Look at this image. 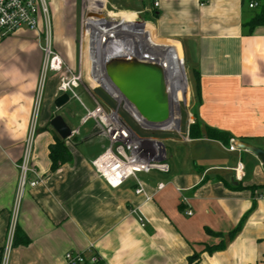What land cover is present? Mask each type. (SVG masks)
Masks as SVG:
<instances>
[{
	"label": "crops",
	"instance_id": "1",
	"mask_svg": "<svg viewBox=\"0 0 264 264\" xmlns=\"http://www.w3.org/2000/svg\"><path fill=\"white\" fill-rule=\"evenodd\" d=\"M91 1L99 7L84 19L83 0H50L52 47L65 69L46 74L39 100L42 37L20 29L0 43V264H64L66 252L96 254L100 264H187L193 253L200 255L198 264H264V170L248 151L230 149L237 141L264 152V24L251 33L246 27L264 9V0ZM251 2L259 7L250 9ZM106 8L133 16L157 51L176 52L179 83L186 73L190 104L184 128L180 119L179 131L162 140L169 172L138 175L151 197L147 202L134 194L133 180L112 189L90 165L108 140L93 121L82 124V119L95 103L114 108L89 85L97 80L93 63L96 67L102 56L100 32L111 24L100 17ZM71 75L81 77L76 97L56 109L60 78ZM56 116L74 135L64 141L70 162L51 171L48 148L61 140L50 126ZM33 120L29 167L41 183L18 196L17 165ZM195 122L202 137L191 139ZM205 127L228 134L229 143L207 139ZM238 163L241 181L234 178ZM34 179L27 175L29 182ZM159 184L164 187L157 191ZM138 215L145 219L143 227ZM16 232L29 243L13 245ZM220 242L223 249L206 252Z\"/></svg>",
	"mask_w": 264,
	"mask_h": 264
},
{
	"label": "built area",
	"instance_id": "2",
	"mask_svg": "<svg viewBox=\"0 0 264 264\" xmlns=\"http://www.w3.org/2000/svg\"><path fill=\"white\" fill-rule=\"evenodd\" d=\"M49 2L50 0H0V43L20 29L37 32L39 37L43 38L44 42L41 48L43 63L40 72L38 100L46 74L48 72L61 73L65 69L63 60L52 47ZM154 7H157V3L154 4ZM258 7L257 2L249 3L250 9ZM40 26H42V29H40ZM81 83L80 76H62L58 91L67 94L69 98L70 96L74 98L76 97L74 90ZM167 90L170 97L168 82ZM111 98L115 102L114 108L106 110L102 104L95 103V107L91 111H87L82 119V124L93 121L100 134L108 140V147L100 156L91 161V168L112 189L119 188L127 181L133 180L136 183L134 194L143 196L146 202L150 201L151 197L145 194L138 180V175L151 172L167 174L169 172L165 146L162 140L155 138L154 135L176 131L177 125H174L171 129L167 128L171 120V114L175 113L172 110V102L169 121L162 126L150 127L116 94H113ZM121 103H123L124 111L129 114L141 132L130 126L121 116ZM181 107L182 104L177 106V124L180 123L181 119ZM72 134L74 135V132ZM33 135L34 120L26 143L25 153L21 162L17 165L20 171L18 196L26 186L35 187L41 183V178L29 167ZM233 148V146L230 147V149ZM233 171L235 180L241 181L243 178L242 164L238 163ZM29 173L35 176V179L30 182L27 180ZM163 187V184H159L157 191L162 190ZM185 214L190 216L191 212L187 211ZM137 219L140 226L143 227L145 219L141 215H138ZM63 262L64 264H100L101 259L96 254H90L86 257L84 253L66 252L63 256Z\"/></svg>",
	"mask_w": 264,
	"mask_h": 264
},
{
	"label": "water",
	"instance_id": "3",
	"mask_svg": "<svg viewBox=\"0 0 264 264\" xmlns=\"http://www.w3.org/2000/svg\"><path fill=\"white\" fill-rule=\"evenodd\" d=\"M107 30L111 24L107 23ZM143 28V25L140 26ZM114 51L104 55L100 62L104 83H96L110 97L119 96L150 127L165 125L170 118L171 103L167 90V78L163 64L143 58L123 42H117ZM163 48V47H160ZM95 65L93 63V70ZM70 101L67 94L60 95L54 102L56 109ZM177 124L176 131L180 129ZM51 128L62 141L69 140L73 134L62 118L54 117ZM232 146L246 150L256 157L264 170V152L250 145L233 141Z\"/></svg>",
	"mask_w": 264,
	"mask_h": 264
},
{
	"label": "bare ground",
	"instance_id": "4",
	"mask_svg": "<svg viewBox=\"0 0 264 264\" xmlns=\"http://www.w3.org/2000/svg\"><path fill=\"white\" fill-rule=\"evenodd\" d=\"M93 16H95V15H93ZM98 19H99V17H98ZM105 25H107V23H105ZM131 25H133V26H127L125 24H122V25L117 26L116 28L106 30V31L105 30L101 31V36L99 37V40H100L99 53L102 56L97 61V64L95 67L96 74H97L96 75L97 81L99 83H104L105 85H107L105 82V79L103 78V76L101 74L102 72H101V68H100V62H101V60L104 59L105 54H109L111 51L112 52L114 51L115 46L117 45L116 43L120 42V41H118L119 37L128 36L129 38L131 37L132 39H130V40L129 39L127 40V38L125 40L123 39L125 41L124 43L126 44V46L134 49V51L139 53L143 58H145L147 60L151 59L149 61H155V62H159V63L163 64V68H164L166 78H167V82H168V87L170 90V95H171L170 98L172 99L170 101V103L172 102V106H175V107L179 106L177 92H176V85L174 83L175 71H174L172 56L169 54L168 50L162 49V50L157 51L156 49L151 47L149 44V41L147 40L148 36H146V34L142 31L140 26L137 23L131 24ZM120 30L122 32H120ZM119 99H120V97H119ZM176 102L178 103V105ZM172 110H174V107ZM171 120H170L169 125H167V128H169V129L173 128L174 125L175 126L177 125L178 113L177 114H175V113L171 114Z\"/></svg>",
	"mask_w": 264,
	"mask_h": 264
},
{
	"label": "rangeland",
	"instance_id": "5",
	"mask_svg": "<svg viewBox=\"0 0 264 264\" xmlns=\"http://www.w3.org/2000/svg\"><path fill=\"white\" fill-rule=\"evenodd\" d=\"M83 6H84V8H83V10H84V19H86V13H87V11H88V13L89 14H93L94 12H95V10L99 7V4H97V3H95V2H92L91 0H83ZM100 17L102 16L103 18H105L107 21H109V22H111V26H110V28H109V30L110 29H113V28H116V26H114V23H118V22H121V21H123V24H125V23H136V21L134 20V18H133V16H131V15H125V16H121L119 13H115L114 11H109L108 10V8H106L105 10H103V9H101V11H100ZM123 18V19H122ZM104 19V20H105ZM88 20H95V18H92V17H89L88 19H87V21ZM99 20V21H98ZM98 20H95V22L97 21V22H102L103 20L101 19H98ZM105 20V21H106ZM106 21V22H107ZM113 23V24H112ZM88 28H87V26H85V24H84V36H85V38H86V30H87ZM100 29V28H99ZM103 30V29H102ZM101 30V31H102ZM88 31H89V29H88ZM120 32H122L121 30H120ZM125 32V31H124ZM119 34V33H118ZM117 34V35H118ZM124 34V33H123ZM126 34V33H125ZM100 36H101V32H100ZM94 38V37H93ZM120 39H126V38H123V37H119ZM89 39V38H88ZM87 38L85 39V41H84V44H85V52H86V56L88 57V54H89V52H88V47L87 46H89L88 45V42H87V40H88ZM44 41H43V38H42V43H43ZM98 42H99V39H98ZM150 43L151 44H153L154 46H156V47H161L162 45L160 44V43H158L157 41H155L154 39H151L150 40ZM87 45V46H86ZM151 46V45H150ZM151 47H153V46H151ZM175 51H170V55L172 56V58H173V64L175 63V68H176V62H175ZM92 61V60H91ZM187 71V70H186ZM96 74V73H95ZM184 75L186 76V73L184 72ZM184 75L183 76H181L180 77V80H181V82L179 83V80H178V76H176L175 75V81H174V83H175V85L178 87V86H180V88H179V91H178V102H179V104H182L183 106L181 107V128L183 129L184 128V125H185V122H186V116H187V108L189 107V102H187L188 101V99H187V91H186V88H185V82H184ZM187 79H188V84H189V86L191 87V90H192V92H193V86H194V83H193V81H192V79H191V76H190V74L188 73V71H187ZM88 83V82H87ZM86 85V84H85ZM89 85H92L93 87L95 86V87H97L98 89H100V91H98V93L100 94V96H102L103 98H105V99H107V101H109V103L111 104V105H114V107H115V102L112 100V98H110V96L104 91V90H102L99 86H98V84L96 83V82H92V81H90L89 82ZM187 102V103H186ZM184 103V104H183ZM174 107V112H175V114H177V107H175V106H173ZM120 108H121V116L124 118V120L130 125V126H132L134 129H136L138 132H141L140 130H139V128L136 126V124L132 121V119H131V117L129 116V114L126 112V111H124V107H123V103H121V106H120ZM176 133V131H173V132H166V133H158V134H155L154 135V137L155 138H158V139H161V140H163L166 136H169V135H173V134H175ZM173 137V136H172ZM164 142H166V141H164ZM168 147H170L171 148V145L169 144L168 145Z\"/></svg>",
	"mask_w": 264,
	"mask_h": 264
},
{
	"label": "trees",
	"instance_id": "6",
	"mask_svg": "<svg viewBox=\"0 0 264 264\" xmlns=\"http://www.w3.org/2000/svg\"><path fill=\"white\" fill-rule=\"evenodd\" d=\"M263 24H264V9H261L260 12L246 25V27L248 28L249 33H251L255 28ZM204 135L209 140L218 141L226 145L229 143L231 139L228 134L210 129L208 127L204 128ZM201 137H202V132L200 129V125L197 122H195L194 125L189 127V138L196 139ZM48 157L50 160L51 171L56 170L60 165L68 163L71 160V155L67 150L66 146L64 145V141L59 139H55L54 143L49 146ZM237 230L238 228H236L234 231L229 233L228 238L231 239L232 236L237 232ZM215 236L219 237L221 235L215 234ZM21 240H19L18 234L16 232L14 236L13 245H17L18 242L23 245H27L29 243L28 239H26L25 241H21ZM221 249H223L222 242H220L216 246L207 247L206 252L213 253ZM199 260H200V255L193 253L191 256L187 258V264H198Z\"/></svg>",
	"mask_w": 264,
	"mask_h": 264
}]
</instances>
